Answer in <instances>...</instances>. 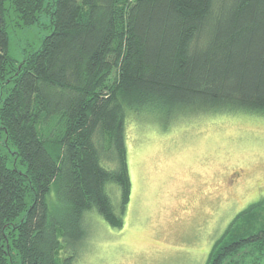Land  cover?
Listing matches in <instances>:
<instances>
[{
  "label": "trees",
  "instance_id": "trees-1",
  "mask_svg": "<svg viewBox=\"0 0 264 264\" xmlns=\"http://www.w3.org/2000/svg\"><path fill=\"white\" fill-rule=\"evenodd\" d=\"M12 15L49 31L21 60ZM225 114L264 118V0H0V264H74L95 213L123 228L131 117ZM262 205L208 264H264Z\"/></svg>",
  "mask_w": 264,
  "mask_h": 264
},
{
  "label": "rangeland",
  "instance_id": "rangeland-1",
  "mask_svg": "<svg viewBox=\"0 0 264 264\" xmlns=\"http://www.w3.org/2000/svg\"><path fill=\"white\" fill-rule=\"evenodd\" d=\"M15 18L9 17V50L21 60L49 31L23 29ZM126 139L132 194L124 226L88 216L74 264H208L233 220L264 204L262 117L199 115L168 129L131 117Z\"/></svg>",
  "mask_w": 264,
  "mask_h": 264
}]
</instances>
